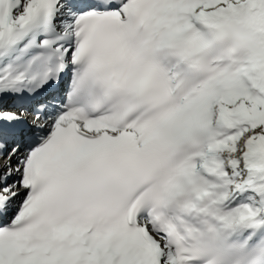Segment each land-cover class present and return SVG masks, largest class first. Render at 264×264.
I'll return each instance as SVG.
<instances>
[{
  "label": "snow or ice",
  "instance_id": "snow-or-ice-1",
  "mask_svg": "<svg viewBox=\"0 0 264 264\" xmlns=\"http://www.w3.org/2000/svg\"><path fill=\"white\" fill-rule=\"evenodd\" d=\"M0 264H264V0H0Z\"/></svg>",
  "mask_w": 264,
  "mask_h": 264
}]
</instances>
